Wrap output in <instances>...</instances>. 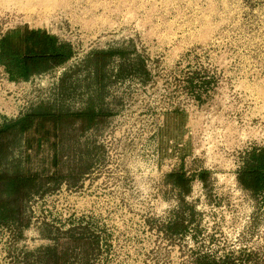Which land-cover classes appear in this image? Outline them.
Returning a JSON list of instances; mask_svg holds the SVG:
<instances>
[{
    "label": "rangeland",
    "instance_id": "1",
    "mask_svg": "<svg viewBox=\"0 0 264 264\" xmlns=\"http://www.w3.org/2000/svg\"><path fill=\"white\" fill-rule=\"evenodd\" d=\"M24 28L72 55L28 80L0 64V123L42 104L110 116L20 140L8 162L42 179L0 227V264L48 246L59 264H264V195L235 177L264 148V0H0V39ZM173 170L208 180L181 201ZM176 213L185 234L164 230Z\"/></svg>",
    "mask_w": 264,
    "mask_h": 264
},
{
    "label": "trees",
    "instance_id": "2",
    "mask_svg": "<svg viewBox=\"0 0 264 264\" xmlns=\"http://www.w3.org/2000/svg\"><path fill=\"white\" fill-rule=\"evenodd\" d=\"M113 52L104 56L110 57ZM72 55L71 46L61 42L45 31L24 28L4 36L0 39V64L5 66L11 80H28L35 73L48 70L54 65L66 62ZM101 116H110L109 113L91 106L76 111H53L42 105L16 117L0 123V227L17 226L22 216L24 203L38 193L37 181L42 177L32 172L27 164L11 165L16 146L21 139L26 150L33 148V139L26 138L31 131L42 134L52 127L56 133L66 126L81 125V131L94 127ZM47 126V127H46ZM241 167L236 172L239 186L254 196L264 195V148L251 150L243 157ZM10 160V162H12ZM13 166V167H9ZM209 173L201 171L199 174L186 176L182 170H173L166 179L179 190V198L190 193L194 178L203 183L208 180ZM190 223V222H189ZM187 221L176 213L174 219L165 225L168 234H185L188 229ZM45 259L42 264H59L62 257L58 255L55 246L43 248ZM227 261L217 262L207 256L196 259V264H228ZM26 264V263H25Z\"/></svg>",
    "mask_w": 264,
    "mask_h": 264
},
{
    "label": "crops",
    "instance_id": "3",
    "mask_svg": "<svg viewBox=\"0 0 264 264\" xmlns=\"http://www.w3.org/2000/svg\"><path fill=\"white\" fill-rule=\"evenodd\" d=\"M32 30V29H31ZM47 33V32H46ZM48 34V33H47ZM51 36V35H50Z\"/></svg>",
    "mask_w": 264,
    "mask_h": 264
}]
</instances>
